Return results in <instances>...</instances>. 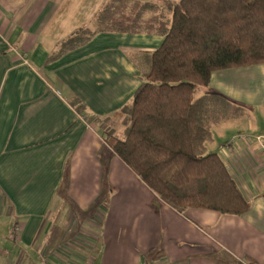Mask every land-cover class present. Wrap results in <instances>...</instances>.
Returning <instances> with one entry per match:
<instances>
[{"label":"crops","instance_id":"0c3cea01","mask_svg":"<svg viewBox=\"0 0 264 264\" xmlns=\"http://www.w3.org/2000/svg\"><path fill=\"white\" fill-rule=\"evenodd\" d=\"M107 1L0 0V264H264V151L222 137L229 123L264 134V63L218 70L203 90L248 111L206 143L219 155L220 145L248 211H180L111 149L102 126L131 103L137 58L163 36L98 32L60 53L78 30L95 31Z\"/></svg>","mask_w":264,"mask_h":264},{"label":"trees","instance_id":"16d2710c","mask_svg":"<svg viewBox=\"0 0 264 264\" xmlns=\"http://www.w3.org/2000/svg\"><path fill=\"white\" fill-rule=\"evenodd\" d=\"M93 24L94 32L83 28L64 40L60 53L98 32L163 36L143 55L141 84L121 109V134L103 121L114 152L180 211H248L228 166L206 148L212 128L239 118L242 108L220 93L197 91L218 70L264 63V0H108Z\"/></svg>","mask_w":264,"mask_h":264},{"label":"rangeland","instance_id":"374dc122","mask_svg":"<svg viewBox=\"0 0 264 264\" xmlns=\"http://www.w3.org/2000/svg\"><path fill=\"white\" fill-rule=\"evenodd\" d=\"M151 1H158V0H151ZM137 61L140 63V65L142 66V69H146L145 68V63H144V57H142V56H138V58H137ZM140 80H141V75H140ZM138 89V88H137ZM203 90H208L206 87H200L199 89H198V91H197V96H200V95H202V93H204V91ZM136 92V91H135ZM217 94L219 95V92H217ZM237 106H240L242 109H236V110H238V114H240L239 116H242L245 112H248L247 110H245V108L242 106V105H238V104H236ZM236 114H237V111H236ZM117 116H114V118L112 117V116H110L109 118H107V119H105V122L106 121H108L106 124H105V128H108L109 126H114L115 127V129H116V131H117V134H121V132L123 131V129L125 128L122 124H121V121H122V119H124V118H126L125 116H124V114L121 112V113H118V114H116ZM240 118V117H239ZM238 119V118H237ZM231 120H234V119H231ZM236 122H239V120L238 121H236ZM236 122H234V123H236ZM222 124V123H221ZM220 124V125H221ZM237 124H232V123H229V127H228V132H229V134L228 135H223L222 137H228V140L230 139V142L231 143H234V139H239L240 137V135L241 134H236V130L234 131V132H232L233 130H234V127L236 126ZM104 126V125H103ZM215 128L217 127V126H214ZM218 128V127H217ZM259 133H264V130H259L258 131ZM214 134H217L216 135V137H218L219 135H220V133L219 132H217L216 131V129H215V131H214ZM237 136H236V135ZM242 134H247V133H242ZM104 135H106V134H104ZM250 136H251V138H253L254 140H251V141H244V140H242V141H244V142H250V144H255V146H258V147H260L263 151H264V134H261V135H256L255 136V134H252L251 132H250V134H249ZM260 136V137H259ZM215 137V138H216ZM235 137V138H234ZM261 138L262 137V139L260 140V141H257V140H255L256 138ZM105 138H106V136H105ZM236 142H239V140H237ZM108 143V142H107ZM109 144V143H108ZM217 144V142L214 144V146ZM110 146V145H109ZM111 147V146H110ZM216 147H218L217 145L215 146V148H213V149H215L216 151H218L219 153H220V155L222 156V152H221V148H220V145H219V148L218 149H216ZM222 147V146H221ZM111 149H112V147H111ZM126 163V162H125ZM127 164V163H126ZM128 165V164H127ZM129 166V165H128ZM16 227H18V225L16 224L15 226H14V228H16ZM11 238L12 239H14V240H17L18 238H19V235H16V234H13V235H11ZM151 258H152V256H150ZM148 260H151V259H148ZM43 263L44 264H56L51 258H49V257H46V258H44V260H43Z\"/></svg>","mask_w":264,"mask_h":264},{"label":"built area","instance_id":"2783aa9c","mask_svg":"<svg viewBox=\"0 0 264 264\" xmlns=\"http://www.w3.org/2000/svg\"><path fill=\"white\" fill-rule=\"evenodd\" d=\"M239 137H240V139H242L244 141L254 140L253 138H251V136L249 134H241ZM259 137L256 138L255 140L260 141L262 139V137L261 138H259ZM12 231H13V234H16V235L20 234V228L19 227H16V228L13 227Z\"/></svg>","mask_w":264,"mask_h":264}]
</instances>
